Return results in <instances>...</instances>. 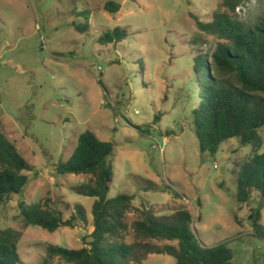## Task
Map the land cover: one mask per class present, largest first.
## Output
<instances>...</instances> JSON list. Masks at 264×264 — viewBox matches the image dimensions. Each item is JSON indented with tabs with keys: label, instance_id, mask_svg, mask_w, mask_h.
I'll use <instances>...</instances> for the list:
<instances>
[{
	"label": "rangeland",
	"instance_id": "rangeland-1",
	"mask_svg": "<svg viewBox=\"0 0 264 264\" xmlns=\"http://www.w3.org/2000/svg\"><path fill=\"white\" fill-rule=\"evenodd\" d=\"M107 1L121 6L115 15ZM221 0H0V130L32 167L22 196L0 207V230L21 233L19 264H40L49 245L76 250L92 232L93 199L74 186L90 175H57L55 165L73 154L78 136L90 131L113 145V179L107 198L132 196L125 216L124 241H137L130 227L145 214L168 217L178 210L191 217L198 243H225L233 264H264V237L252 232L249 216L258 208L255 193L240 207L236 181L240 169L261 149L236 139L219 145L215 155L201 153L192 125L199 103L193 59H210L219 42L200 32ZM235 20L253 25L264 14V0H246ZM226 11L223 9L222 12ZM89 31L80 34L74 25ZM125 28V41L102 46V32ZM176 195V196H173ZM47 201L67 219L81 205L87 222L49 233L25 227L18 203ZM236 217L238 225L234 221ZM260 224L264 229V206ZM153 246L175 241L148 240ZM50 264H67L55 258ZM142 264H174L166 255H149Z\"/></svg>",
	"mask_w": 264,
	"mask_h": 264
},
{
	"label": "trees",
	"instance_id": "trees-1",
	"mask_svg": "<svg viewBox=\"0 0 264 264\" xmlns=\"http://www.w3.org/2000/svg\"><path fill=\"white\" fill-rule=\"evenodd\" d=\"M136 2V0H129ZM246 0H221L212 20L202 23L195 17L197 29L215 36L218 43L210 59L196 56L193 75L198 87L199 103L192 111V125L201 153L215 155L219 145L236 139L241 146L258 152L262 146L259 130L264 127V14L253 24L232 18L237 7ZM121 6L107 1L103 10L115 15ZM223 9L226 11L222 12ZM84 24L74 25L75 31H89V14H83ZM128 36L125 28L116 27L102 32L97 43L118 45ZM113 145L99 140L90 131L81 133L73 154L55 165L57 175H90L91 179L72 188L83 197L93 199L91 206L92 232L83 247L69 250L58 246L46 247L40 264H50L55 258L67 264H142L149 255H166L174 264H233L231 251L225 243L212 248L200 245L191 232V215L178 210L168 217L145 214L131 223L136 242L124 241L129 226L125 216L132 209V196L118 194L107 198L113 179L110 157ZM32 167L17 152L0 130V207L13 195L22 196L27 186L26 172ZM255 193L257 209L251 211L249 223L255 236L264 237L260 224L264 206V152L255 153L240 169L236 181V203L240 207ZM176 196V195H173ZM19 216L25 227L33 226L53 233L60 228L73 229L87 222L81 205H75L67 219L63 212L47 201L27 205L18 203ZM234 221L240 225L234 217ZM21 233L13 229L0 230V264H19L18 242ZM148 240L175 241L177 245L156 247Z\"/></svg>",
	"mask_w": 264,
	"mask_h": 264
},
{
	"label": "built area",
	"instance_id": "built-area-1",
	"mask_svg": "<svg viewBox=\"0 0 264 264\" xmlns=\"http://www.w3.org/2000/svg\"><path fill=\"white\" fill-rule=\"evenodd\" d=\"M241 10H242V7H240V6L236 8V12H237L238 14H240V11H241Z\"/></svg>",
	"mask_w": 264,
	"mask_h": 264
}]
</instances>
